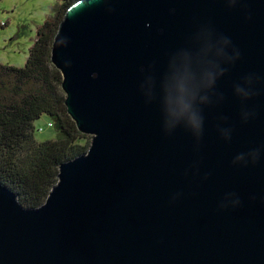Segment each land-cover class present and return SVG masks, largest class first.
<instances>
[{"label": "water", "instance_id": "water-1", "mask_svg": "<svg viewBox=\"0 0 264 264\" xmlns=\"http://www.w3.org/2000/svg\"><path fill=\"white\" fill-rule=\"evenodd\" d=\"M51 61L92 143L0 264H264V0H77Z\"/></svg>", "mask_w": 264, "mask_h": 264}, {"label": "trees", "instance_id": "trees-1", "mask_svg": "<svg viewBox=\"0 0 264 264\" xmlns=\"http://www.w3.org/2000/svg\"><path fill=\"white\" fill-rule=\"evenodd\" d=\"M60 1L39 27L25 66L0 64V183L27 209L46 202L58 183L61 164L90 148V136L82 134L68 114L63 76L51 61L60 24L77 0ZM44 115L57 132L56 140L35 138V123Z\"/></svg>", "mask_w": 264, "mask_h": 264}, {"label": "rangeland", "instance_id": "rangeland-1", "mask_svg": "<svg viewBox=\"0 0 264 264\" xmlns=\"http://www.w3.org/2000/svg\"><path fill=\"white\" fill-rule=\"evenodd\" d=\"M59 4L60 0H0V24L3 25L0 28L1 65L25 66L39 27L54 14ZM49 123L51 120L45 115L35 123V138L39 142L57 139V132L48 126ZM91 137L87 139L89 146Z\"/></svg>", "mask_w": 264, "mask_h": 264}, {"label": "built area", "instance_id": "built-area-1", "mask_svg": "<svg viewBox=\"0 0 264 264\" xmlns=\"http://www.w3.org/2000/svg\"><path fill=\"white\" fill-rule=\"evenodd\" d=\"M48 126H49V127H52V124L49 123ZM39 131L41 132V131H43V129H40Z\"/></svg>", "mask_w": 264, "mask_h": 264}]
</instances>
